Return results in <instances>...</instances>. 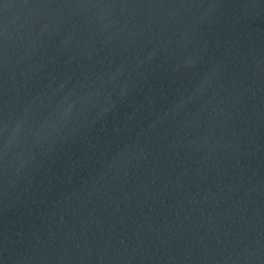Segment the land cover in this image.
<instances>
[{"label": "water", "instance_id": "obj_1", "mask_svg": "<svg viewBox=\"0 0 264 264\" xmlns=\"http://www.w3.org/2000/svg\"><path fill=\"white\" fill-rule=\"evenodd\" d=\"M0 264H264V0H0Z\"/></svg>", "mask_w": 264, "mask_h": 264}]
</instances>
